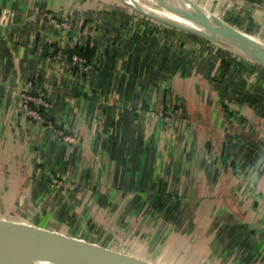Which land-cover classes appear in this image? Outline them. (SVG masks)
I'll use <instances>...</instances> for the list:
<instances>
[{
    "label": "crops",
    "instance_id": "crops-1",
    "mask_svg": "<svg viewBox=\"0 0 264 264\" xmlns=\"http://www.w3.org/2000/svg\"><path fill=\"white\" fill-rule=\"evenodd\" d=\"M195 1L264 38V0ZM0 216L158 264H264V65L118 0H0Z\"/></svg>",
    "mask_w": 264,
    "mask_h": 264
},
{
    "label": "water",
    "instance_id": "water-1",
    "mask_svg": "<svg viewBox=\"0 0 264 264\" xmlns=\"http://www.w3.org/2000/svg\"><path fill=\"white\" fill-rule=\"evenodd\" d=\"M134 11L166 25L196 34L232 53L264 65V50L247 42L241 31L195 0H152L179 15L195 13L211 27H191L164 18L135 0H118ZM158 264L135 255L81 241L58 232L0 216V264Z\"/></svg>",
    "mask_w": 264,
    "mask_h": 264
},
{
    "label": "bare ground",
    "instance_id": "bare-ground-1",
    "mask_svg": "<svg viewBox=\"0 0 264 264\" xmlns=\"http://www.w3.org/2000/svg\"><path fill=\"white\" fill-rule=\"evenodd\" d=\"M135 1L138 2L144 8L155 13L159 17L182 25H188L191 27H199V25H205L209 27L213 26L211 25V23L204 21L202 18H200L193 12H190L188 15L183 16L155 2L144 3L143 0H135ZM238 34L241 35L247 42L257 45L264 50V38L256 37L241 31ZM6 264H15V263L13 259L10 258Z\"/></svg>",
    "mask_w": 264,
    "mask_h": 264
},
{
    "label": "built area",
    "instance_id": "built-area-1",
    "mask_svg": "<svg viewBox=\"0 0 264 264\" xmlns=\"http://www.w3.org/2000/svg\"><path fill=\"white\" fill-rule=\"evenodd\" d=\"M71 62H72V65L74 66L76 65L83 66L86 62V59L77 54H74L71 56ZM29 88L30 89L24 91L21 94L23 110L27 114V116L31 117L33 120L44 122L45 121L44 115L39 111L38 108H35V105L41 106L44 109H47L50 107V104L42 96L38 94L37 95L32 94L31 87ZM169 119L170 117L168 116L166 120H169Z\"/></svg>",
    "mask_w": 264,
    "mask_h": 264
},
{
    "label": "trees",
    "instance_id": "trees-1",
    "mask_svg": "<svg viewBox=\"0 0 264 264\" xmlns=\"http://www.w3.org/2000/svg\"><path fill=\"white\" fill-rule=\"evenodd\" d=\"M68 56L71 57L74 54L80 55L87 59V62L91 60V58L95 55V49L90 45L89 42H87L86 45L83 46H76L73 49L67 50ZM35 108H38L39 111L46 116V113L44 112V108L41 106H36Z\"/></svg>",
    "mask_w": 264,
    "mask_h": 264
},
{
    "label": "rangeland",
    "instance_id": "rangeland-1",
    "mask_svg": "<svg viewBox=\"0 0 264 264\" xmlns=\"http://www.w3.org/2000/svg\"><path fill=\"white\" fill-rule=\"evenodd\" d=\"M144 3L153 2L152 0H143ZM123 4V3H122ZM209 10V9H208ZM211 11V10H210ZM8 218H13L12 216H8Z\"/></svg>",
    "mask_w": 264,
    "mask_h": 264
}]
</instances>
